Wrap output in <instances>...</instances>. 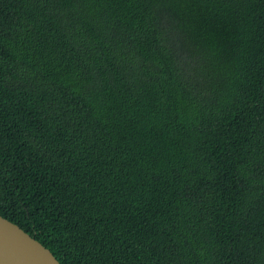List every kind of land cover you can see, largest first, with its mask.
Instances as JSON below:
<instances>
[{
  "label": "trees",
  "instance_id": "1",
  "mask_svg": "<svg viewBox=\"0 0 264 264\" xmlns=\"http://www.w3.org/2000/svg\"><path fill=\"white\" fill-rule=\"evenodd\" d=\"M0 214L62 264H264V0H0Z\"/></svg>",
  "mask_w": 264,
  "mask_h": 264
},
{
  "label": "water",
  "instance_id": "2",
  "mask_svg": "<svg viewBox=\"0 0 264 264\" xmlns=\"http://www.w3.org/2000/svg\"><path fill=\"white\" fill-rule=\"evenodd\" d=\"M0 264H62L50 248L0 214Z\"/></svg>",
  "mask_w": 264,
  "mask_h": 264
}]
</instances>
